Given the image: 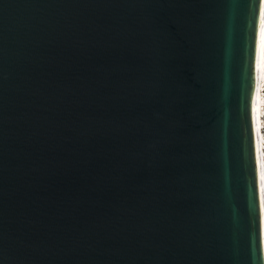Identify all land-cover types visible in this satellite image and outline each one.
Wrapping results in <instances>:
<instances>
[{
  "label": "water",
  "instance_id": "water-1",
  "mask_svg": "<svg viewBox=\"0 0 264 264\" xmlns=\"http://www.w3.org/2000/svg\"><path fill=\"white\" fill-rule=\"evenodd\" d=\"M260 0H0V264H264Z\"/></svg>",
  "mask_w": 264,
  "mask_h": 264
},
{
  "label": "bare ground",
  "instance_id": "bare-ground-1",
  "mask_svg": "<svg viewBox=\"0 0 264 264\" xmlns=\"http://www.w3.org/2000/svg\"><path fill=\"white\" fill-rule=\"evenodd\" d=\"M257 41L253 66L252 123L254 132L255 160L259 183V206L264 242V100L261 87L264 86V3H260ZM264 255V249H263Z\"/></svg>",
  "mask_w": 264,
  "mask_h": 264
},
{
  "label": "snow or ice",
  "instance_id": "snow-or-ice-1",
  "mask_svg": "<svg viewBox=\"0 0 264 264\" xmlns=\"http://www.w3.org/2000/svg\"><path fill=\"white\" fill-rule=\"evenodd\" d=\"M260 2H261V3H264V0H260ZM262 178H264V177H262Z\"/></svg>",
  "mask_w": 264,
  "mask_h": 264
},
{
  "label": "trees",
  "instance_id": "trees-1",
  "mask_svg": "<svg viewBox=\"0 0 264 264\" xmlns=\"http://www.w3.org/2000/svg\"><path fill=\"white\" fill-rule=\"evenodd\" d=\"M264 183V182H263Z\"/></svg>",
  "mask_w": 264,
  "mask_h": 264
}]
</instances>
